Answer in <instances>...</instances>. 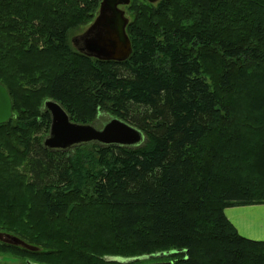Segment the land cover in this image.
Wrapping results in <instances>:
<instances>
[{"label":"trees","instance_id":"1","mask_svg":"<svg viewBox=\"0 0 264 264\" xmlns=\"http://www.w3.org/2000/svg\"><path fill=\"white\" fill-rule=\"evenodd\" d=\"M101 2L0 0V83L13 101L0 125V233L40 249L0 242V254L264 264V242L225 215L264 204V0H132L133 53L122 63L71 43ZM48 100L76 123L123 120L145 142L50 151Z\"/></svg>","mask_w":264,"mask_h":264},{"label":"water","instance_id":"2","mask_svg":"<svg viewBox=\"0 0 264 264\" xmlns=\"http://www.w3.org/2000/svg\"><path fill=\"white\" fill-rule=\"evenodd\" d=\"M157 4L160 0H146ZM132 0H102L98 15L84 35L77 51L91 58L104 62H125L133 53L132 43L127 33L130 18L125 10ZM44 108L51 114L52 125L49 135L44 140V147L50 151L69 152L75 148L98 143L102 146H122L135 148L145 142L144 134L137 128L118 118H113L103 129L91 124L73 122L67 111L54 100H48ZM13 118V101L7 88L0 83V125ZM0 242L22 247L29 251H39L23 240L5 233H0ZM179 252L159 254L175 255ZM138 259L122 261L131 263ZM32 264V263H28ZM170 264V263H160Z\"/></svg>","mask_w":264,"mask_h":264},{"label":"crops","instance_id":"3","mask_svg":"<svg viewBox=\"0 0 264 264\" xmlns=\"http://www.w3.org/2000/svg\"><path fill=\"white\" fill-rule=\"evenodd\" d=\"M225 215L242 237L264 242V204L230 207Z\"/></svg>","mask_w":264,"mask_h":264},{"label":"rangeland","instance_id":"4","mask_svg":"<svg viewBox=\"0 0 264 264\" xmlns=\"http://www.w3.org/2000/svg\"><path fill=\"white\" fill-rule=\"evenodd\" d=\"M130 7V6H128ZM125 8L127 14H128V17L132 19V16L129 15L128 11H127V8ZM131 21V20H130ZM90 27V26H89ZM89 27H86V28H83L81 30H77L76 32H74L71 36V43L72 45L74 46V40L75 39H79L82 35H84L86 33V31L88 30ZM80 43V42H79ZM81 44V43H80ZM75 48V47H74ZM77 49V48H75ZM112 118H110L107 114L105 113H101L98 120L92 124L93 126H95L96 128L98 129H103L104 126L110 122ZM260 175L262 177H264V170L261 171ZM2 177L3 179V176L0 174V178ZM5 183H3V180L0 179V191L3 190L5 188L4 186ZM6 185V184H5ZM6 196L8 195H11L10 193L8 192H5ZM9 197V196H8ZM3 201V199L0 198V204L1 202ZM8 201L10 200H7L6 199V203H8ZM89 236V235H87ZM91 237H93L92 235H90ZM94 238V237H93ZM164 261H167V262H172L170 259H165ZM148 262H144V263H141V264H147ZM174 264V262H172ZM0 264H25V261L20 259V258H16V257H13V256H10V255H6V254H0Z\"/></svg>","mask_w":264,"mask_h":264},{"label":"flooded vegetation","instance_id":"5","mask_svg":"<svg viewBox=\"0 0 264 264\" xmlns=\"http://www.w3.org/2000/svg\"><path fill=\"white\" fill-rule=\"evenodd\" d=\"M73 43H74V47L78 49L80 48L81 44L79 43L78 39H75ZM167 258H168L167 256H153V257L143 258L140 261H148L147 264H159V263L167 262V261H164Z\"/></svg>","mask_w":264,"mask_h":264}]
</instances>
